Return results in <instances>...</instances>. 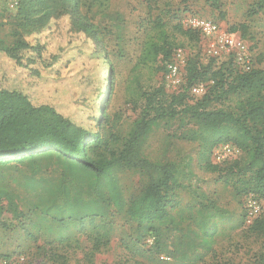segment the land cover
<instances>
[{
  "label": "rangeland",
  "instance_id": "obj_1",
  "mask_svg": "<svg viewBox=\"0 0 264 264\" xmlns=\"http://www.w3.org/2000/svg\"><path fill=\"white\" fill-rule=\"evenodd\" d=\"M107 2L106 7L94 8L89 14L104 31V62L92 59L91 44L81 34H72L64 16L51 20L39 33L25 36L29 43L37 40L44 46V60L58 57L52 67L42 69L39 62L30 65L39 69L36 75L17 68L0 53V88L18 90L35 105H51L79 124L88 122L86 116L99 91L98 106L111 120L110 132L124 136L144 108L147 92L159 84L169 94L176 92L184 84L183 68L189 58L202 64L208 61L206 39L200 33L193 36L179 29L178 25L192 16L238 36L252 65L264 68V9L249 16L258 9L260 0H218L213 6L206 0ZM17 6L7 10L0 6V22L4 23L0 35L7 44L13 42ZM152 45L162 51L153 55ZM165 50L171 55L169 59H163ZM220 61L213 64V70ZM168 65L177 68L173 78L167 72ZM219 91H208L210 108L235 113L248 98L238 93L215 99ZM201 97L193 96V100ZM215 138L185 116L161 122L147 137L142 155L150 162L177 164L181 188L168 207L172 222L159 226L157 234L142 238L135 222L112 205L103 217L92 220H78L77 215L72 218L71 211L62 214L61 221L55 213L44 215L40 197H47V191L34 190L27 182L34 178L46 186L55 184L59 169L48 160L34 177L28 165L0 168V186L22 196L17 216L4 213L0 218V259L23 255L26 264H263L264 235L251 232L246 227L250 221H243L244 198L256 194L258 188L240 169L243 154L222 161L210 155ZM210 161L217 164L216 169H211ZM116 176L125 201L138 195L145 185L136 172H117ZM258 194L263 214L264 189Z\"/></svg>",
  "mask_w": 264,
  "mask_h": 264
},
{
  "label": "trees",
  "instance_id": "obj_2",
  "mask_svg": "<svg viewBox=\"0 0 264 264\" xmlns=\"http://www.w3.org/2000/svg\"><path fill=\"white\" fill-rule=\"evenodd\" d=\"M107 1L19 0L13 17V42L5 43L0 35V53L12 60L17 68L30 70L36 75L39 69L30 68V65L39 62L42 69L51 68L58 57L53 55L50 61L44 60V46L37 40L29 43L25 36L35 35L51 20L65 16L72 34H81L82 39L91 44L92 59L96 57L104 62V31L89 14L94 8L106 7ZM206 1L212 6L218 2ZM0 6L7 10L4 4ZM263 9L264 0H260L258 9L249 12V16ZM3 24L0 22V31ZM178 26L190 35H199L181 24ZM161 51V48L151 46L153 55ZM170 56L165 50L163 59ZM207 58L205 64L193 58L186 61L184 84L176 92L167 93L163 84L147 92L144 108L130 123L124 136L110 132L111 120L105 109L98 106L101 102L99 91L95 95L94 107L86 116L88 122L79 124L51 105H35L18 90L0 88V168L12 164L28 165L34 177L42 162L48 160L59 169V178L53 186H46L34 178L27 182V186L34 190L47 191V197H40V210L44 215L55 213L61 221V215L71 211L72 218L77 215L80 217L78 220H92L103 217L107 207L112 205L135 222L136 229L141 232L140 238L157 234L159 226L172 222L168 207L173 205L175 191L181 188L180 170L174 162L148 161L142 155V147L161 122L185 116L216 135L210 155L216 147L224 144L238 150V155L243 154L240 169L252 177L258 188L256 194H248L244 200L253 196L260 203L258 193L264 189V68L259 69L253 64L249 71H243L231 56ZM219 60L220 66L213 70V64ZM161 67V70L165 69V66ZM105 68L111 70L110 66L105 65ZM200 83L205 84L207 91L201 95V100L194 101L190 90ZM217 88L220 91L213 96L215 99L244 93L248 95L247 101L235 113L223 108H210L212 98L206 95L210 89ZM209 164L211 169H216L217 164L211 161ZM127 171L142 176L145 185L138 195L125 201L116 173ZM20 197L0 186V218L4 213L19 214ZM262 210L263 204H260V212L246 222L247 229L259 235H264ZM244 220H247L246 208ZM15 257H23V264H26L23 255Z\"/></svg>",
  "mask_w": 264,
  "mask_h": 264
},
{
  "label": "built area",
  "instance_id": "obj_3",
  "mask_svg": "<svg viewBox=\"0 0 264 264\" xmlns=\"http://www.w3.org/2000/svg\"><path fill=\"white\" fill-rule=\"evenodd\" d=\"M19 0H0L1 4L8 9H13L18 5ZM182 26L186 29L200 33L208 42V57L231 56L235 64L243 71H249L252 68V61L247 48L238 36L221 30L215 23L198 17H186ZM167 72L170 78L177 74V68L168 65ZM203 83L197 84L191 88L193 96H201L204 93ZM238 154V150L228 144L216 147L212 156L217 161H222L228 156ZM248 221L252 220L260 212V203L252 196L245 201ZM164 259V258H162ZM23 257H15L10 259H0V264H23Z\"/></svg>",
  "mask_w": 264,
  "mask_h": 264
}]
</instances>
